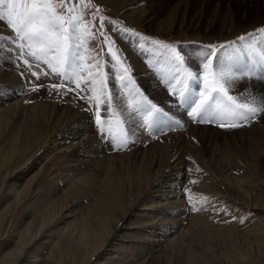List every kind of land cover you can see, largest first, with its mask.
<instances>
[{"label":"rangeland","instance_id":"1","mask_svg":"<svg viewBox=\"0 0 264 264\" xmlns=\"http://www.w3.org/2000/svg\"><path fill=\"white\" fill-rule=\"evenodd\" d=\"M74 6L77 14L83 10L97 16L95 21L90 15L83 17L91 38L84 41L81 53L84 59L80 88H76L73 80L66 79L63 72L54 73L44 61L32 57L27 47L21 58V50L17 47L19 42L13 40L14 32L6 22L0 21V37L4 38L0 39V93L8 90L9 85L14 89L23 86L22 90L17 89V95L6 97L0 103L2 246L11 250L15 244H19L18 247L24 242L28 244L39 230L29 223L34 216L30 205L55 207L56 212L65 210L72 214L69 220L80 222L99 204L122 200L124 203L130 201L129 204L136 202L123 226L137 227L121 229L120 234H125V240L136 236L138 245H144L146 251L139 255L140 262L264 264V135L250 139L248 132L240 133L256 116L249 120L222 118L213 123L192 120L184 108L176 106L162 83L157 70H168L169 57L164 49L152 42L159 40L177 45L187 64L195 69L197 62L192 53L201 46L219 47L247 35L231 34L226 29L234 32L235 28L242 29L255 22L256 17H263L264 0H84L83 4L74 0ZM97 8L100 9L98 13ZM101 16L105 20L103 28H100L98 19ZM224 26L226 29L221 31ZM257 30L250 33H255L256 40H260L261 34ZM101 31L109 38L107 44L100 35ZM130 53L138 56L139 63L144 64L140 71L134 67ZM25 59L29 64L24 63ZM125 67L130 69L126 75L133 82L127 87L119 80ZM7 71H14L15 78L3 81L1 77ZM254 80L264 82L259 74L251 77V81ZM88 81L91 83H86ZM131 88L137 89L157 106H163L169 115L180 120L181 125H172L170 130L166 128L163 132L147 128L143 114L136 111L141 97L129 94ZM229 94L237 97L238 103H244L231 87ZM17 98H22L20 105L3 111V106L8 107L6 104ZM59 107L78 108L79 111L81 107L89 108L97 142L103 150L97 157L101 162L98 170H93L92 166H80L82 156H72L73 150L68 149L70 139H63L60 135L74 124L64 123L57 111ZM119 121H123V125ZM221 123L225 126H220ZM229 123L238 126L230 127ZM101 125L105 130L111 128L118 139L114 142L106 133L102 135ZM189 125L212 127L230 135L211 132L204 143L196 145L199 151L195 153L190 147L182 148L180 155L185 164L176 169H181L177 178L180 183L173 186L180 191L178 196L152 198L146 189L147 182L140 186L136 183L135 188H131L134 180L138 181V177L148 170L136 169L132 173V164L135 163L129 157H105V154L145 149L153 142L167 145L170 141L164 140L166 136L183 132ZM125 130L134 143L122 146ZM203 159H206L205 163ZM145 161L146 167L155 173L150 180H156L167 170L169 163H173L172 159L162 155L155 160L151 155ZM24 182L27 184V200L17 203L19 196L13 190ZM160 188L169 187L163 185ZM8 192L12 196L9 197ZM171 200H180L182 206L178 214L172 213L171 208L157 206ZM152 205L158 208L146 209ZM143 212L145 216L141 215ZM174 216L181 219L170 224L169 220ZM57 235L51 233L40 241L42 263L49 256L56 261L55 264H78L76 250L67 243L62 245ZM124 244L125 252L136 253L134 243V248L131 242L125 241ZM158 250H163L162 257L150 263L148 256H154L152 253Z\"/></svg>","mask_w":264,"mask_h":264},{"label":"snow or ice","instance_id":"2","mask_svg":"<svg viewBox=\"0 0 264 264\" xmlns=\"http://www.w3.org/2000/svg\"><path fill=\"white\" fill-rule=\"evenodd\" d=\"M83 2L84 0H80L81 4ZM99 11L97 8L96 12ZM85 15H90L93 21L97 19L96 13L81 10L77 14L74 0H60L59 3L56 0H0V21L6 22L14 32L13 40L19 42L17 47L21 50V58L23 49L27 47L32 57L44 61L54 73L63 72L66 79L73 80L76 88H80L84 41L91 38L89 30L83 23ZM98 19L100 28H103L104 17ZM257 31L261 34L260 40H256L255 33H248L240 36L236 42L222 44L219 47L201 46L192 53L197 62L195 69L187 64L177 45L159 40L152 41L164 49L169 57L168 70L157 71L162 83L174 98L176 106L184 108L185 114L199 123H213L222 118L249 120L264 113V106L238 103L237 97L229 94L233 81L251 78L257 74L264 79V28ZM100 35L107 44L109 38L102 31ZM110 54L116 55L111 52ZM24 63L29 64V61L25 59ZM129 71L128 67L123 68L119 77L124 87L133 83L126 75ZM86 83L90 84L91 81ZM52 87L59 88L62 85ZM132 93L141 97L136 111L143 114L147 128L163 132L166 128L170 130L172 125H181L180 120L169 115L163 106H157L137 89H129V94ZM260 101L264 104V96L260 97ZM88 102L91 103V99ZM99 120L97 112V121ZM119 123L123 125L124 122ZM220 126L223 127L225 124L221 123ZM228 126L238 125L229 123ZM100 132L102 135L106 133L114 142L118 139L111 128L105 130L101 125ZM132 143L134 139L125 130L122 146Z\"/></svg>","mask_w":264,"mask_h":264},{"label":"bare ground","instance_id":"3","mask_svg":"<svg viewBox=\"0 0 264 264\" xmlns=\"http://www.w3.org/2000/svg\"><path fill=\"white\" fill-rule=\"evenodd\" d=\"M254 21L255 22L251 23L249 26H246L242 29L235 28L233 30L234 32H232L230 28L226 29V26L222 27L220 30L224 31L226 29V31L231 32V34L233 33L239 35L241 33L248 34L250 32L255 31L256 29L264 28V16L259 18L256 17ZM195 42H198V40ZM130 58L132 59L134 67H136L137 70L143 68L144 64L139 63L140 58L138 56L130 53ZM8 71L5 74H3L1 77L2 79H4L3 81L15 78V76L12 74L14 71L12 73ZM22 87L23 86H21V88L15 87L16 89H14V87L12 86L10 87L9 85L8 90L0 93V103L3 100H5L6 97L17 95L18 94L17 89L20 88V90H22ZM230 87L234 92L237 93L238 97L240 96L242 101L244 100V103L246 102L256 107L264 106V104H262L260 101V96L264 95L263 81L262 82L259 80L251 81V78H246L231 82ZM21 103H22V98H17V100L11 102V104L9 103L10 105L7 103L6 105H8V107L3 106L2 109L4 111L11 107L18 106ZM77 109L73 110L66 107L65 108L59 107L57 109L64 123L74 124V127L71 126V128H68L67 131H64L65 133L64 132L63 134L61 133L60 136L63 137V139H70L69 141L70 144L68 146V149L73 150L72 156H74L75 158L78 156H82L81 159L77 158L80 161L79 163L80 166L84 168H88V166L89 167L92 166L93 170H98L101 162L100 159H98L97 157L100 156L101 153H103V150L101 149L99 143L97 142L96 134L94 131L95 127L92 120V114L89 112L88 107H81L80 111ZM211 132L216 135H225V136L230 135L227 133H221V131L219 132L218 130L212 127L201 128L199 126L197 127L194 125H189V127L183 132H175L166 136L164 140L167 139L166 140L167 143H169L170 141V143L167 145L165 144L163 145L155 141L156 143L153 142V144L151 145L149 144L150 146H148L145 149L135 148V150H133L130 153L110 154V155L105 154V157H114V158L123 157V156L129 157L130 160L133 163H135L132 164L133 166L131 169L132 173H135L136 169L143 168L148 170V172L143 173L138 177V181L134 180V182L131 184V188L136 183L138 186H140V184H142L143 182H147L146 189L147 190L149 189L148 195L152 198L160 195L162 197L163 195L164 197L173 196V195L178 196L180 191L177 190L178 188L175 190L173 186L177 187L178 186L177 183H180L179 180H177V178L179 177V173H181L180 171L181 169L180 170H176V169L182 167L185 164L184 160L182 159L183 156L180 155L181 154L180 151L184 146L192 148L193 149L192 152L194 153L199 151L197 150L196 145L204 143L206 141V138L211 136ZM233 132L232 134H234ZM237 132L239 131H236V133ZM241 132H248L249 133L248 137L250 139L260 134L264 135V113H260L256 115L255 120L251 122V124L246 129L240 130V133ZM250 139L248 140L250 141ZM75 148H77V151ZM151 155H153L154 160L155 158H158L160 155L164 157H168L169 159L173 160L171 161L173 163H169L167 170L164 171L162 174H159L156 180L153 179L150 180V177L153 178V174L155 173L152 171L153 169L149 170V168L146 167L148 164L146 163L147 161H145V159L147 157H151ZM202 161L205 163L206 159H203ZM210 162H211V157H210ZM174 169L175 171H173ZM26 182L21 183L20 187L14 188L13 190L15 192V195L19 196V201L17 203H24L27 200L26 198L27 188H25V186L27 185ZM163 185H166L169 188L161 189L160 187H162ZM10 194L11 193L8 192L9 197L12 196ZM127 197L128 196H126V199ZM125 203H128V201ZM125 203L122 200L121 201L118 200V201L106 202L104 204H99L92 212L88 213V215L84 218V220L82 221L80 220V222H78L77 220L75 222L69 220L72 214H70L65 210L64 211L57 210L56 212L55 207L46 206L43 208H37L38 207L37 203L30 205L29 206L30 210L33 212L34 216L29 223L33 224V226H35L39 230L33 235L30 243L27 244V242H24L23 245L20 247H18L19 244H15V248L11 250H5L0 240V264H55L56 261L55 260L52 261L49 258V256L45 260V263H42L43 262L42 261L43 258L41 257L42 252L40 253L39 250V247L41 245L40 241L54 232L58 234L57 237L59 241H61V243L63 242L62 245L64 243L65 244L67 243L68 245H71L74 250H76L78 264H148L145 262H140L139 260L140 259L139 255H142L144 251H146L144 247H142L144 246L142 243H141L142 246L138 245L139 239L134 238L136 237L134 236L129 240H125L126 239L124 237L125 234H120V231H122L121 229L131 230V229H136L137 227V226H132V227L123 226V224L126 221V217L130 214L131 209L136 205L135 201L132 202L131 204H129L130 203L129 201L128 203L129 205ZM157 206L161 208L163 207L171 208L172 213L178 214L181 210L182 205L180 206V200H171L167 202L166 201L160 202L158 203ZM157 206H153V205L148 206L146 207V209H151L153 207L158 208ZM141 215L145 216L146 214L143 212V214ZM180 219L181 218L174 216L169 220V222L170 224H174L176 221ZM121 223L122 225L120 227ZM128 231L125 232L127 233ZM15 232L17 233L18 230H15ZM125 241L131 242L133 248L134 245L137 246L136 253L125 252L126 251V247L124 244ZM162 253L163 250L161 251L158 250L152 253L154 256L152 255L148 256L149 261H151L150 263L161 258Z\"/></svg>","mask_w":264,"mask_h":264}]
</instances>
